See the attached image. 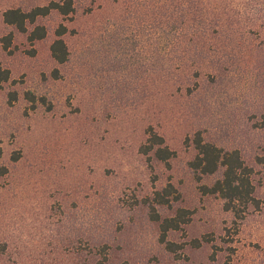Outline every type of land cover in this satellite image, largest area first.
Returning a JSON list of instances; mask_svg holds the SVG:
<instances>
[{
	"label": "rangeland",
	"instance_id": "rangeland-1",
	"mask_svg": "<svg viewBox=\"0 0 264 264\" xmlns=\"http://www.w3.org/2000/svg\"><path fill=\"white\" fill-rule=\"evenodd\" d=\"M61 1L0 0V65L10 72L0 86V264H264V0H211L245 17L198 67L163 53L172 20L191 31L181 12L170 18L184 0H74L70 15L37 19L47 36L35 43L4 22L11 8ZM61 24L65 64L50 51ZM150 128L176 152L169 164L141 153ZM199 131L255 170L259 208L242 222L201 191L221 172L199 182L189 167L185 141ZM168 183L179 196L159 214L192 212L169 233L177 254L159 242L147 206Z\"/></svg>",
	"mask_w": 264,
	"mask_h": 264
},
{
	"label": "trees",
	"instance_id": "trees-1",
	"mask_svg": "<svg viewBox=\"0 0 264 264\" xmlns=\"http://www.w3.org/2000/svg\"><path fill=\"white\" fill-rule=\"evenodd\" d=\"M215 1L211 0H184L183 5H173L169 10H173L170 18L178 17V13L183 14L184 23L191 27V31L184 34L178 33L174 20L171 22V33L165 37L166 42L163 49L164 56L173 57L178 63L191 62L194 66H202L205 60H208V52L213 46H220L225 38L235 29L233 21L240 25V21L245 17L244 10L236 9L230 2L228 8L216 6ZM57 11L61 15L67 16L74 12V0H64L63 2H51L47 6H39L24 11L20 8H11L4 13V22L13 26L21 34L27 35L31 43L43 40L47 36V30L44 26L37 25L39 17H45L51 12ZM234 14V15H233ZM238 15L237 21L235 16ZM169 17V15H167ZM169 24V22H167ZM29 25L33 29L29 31ZM237 28V27H236ZM68 32L65 25L61 24L56 30L57 39L52 43L50 51L52 58L59 64H65L70 58V52L63 36ZM12 36L9 35L6 40L5 48L12 44ZM163 38L156 39L157 53L162 56L161 43ZM212 51V52H213ZM225 50L220 49L224 54ZM217 55V54H216ZM159 57V56H158ZM157 57L155 72L157 77H161L163 68L160 66L161 58ZM223 58V57H222ZM187 60V61H186ZM154 72V71H153ZM10 79L9 70H3L0 65V86ZM190 90V87L188 86ZM31 102L35 101L33 94H28ZM11 101L17 100V94L13 93ZM45 101V99H43ZM185 144L192 147L195 151L193 159L189 162V167L194 173L197 181H202L206 177H212L221 172L211 185H201V191L205 195H214L221 198L224 202V209L231 212L234 216V222H242L251 209L259 208V201L255 197L256 188L253 182L255 170L243 159L239 150H225L214 143L207 142L201 131L192 137H187ZM0 148V158L2 156ZM141 153L144 155L152 154L158 161L169 164V161L176 156V152L166 145L163 136L157 134L150 128L147 143L141 147ZM264 167V160L260 161ZM177 190L172 183H168L161 191L153 194L151 202H148L151 219L158 224L160 231L159 242L164 246L168 253L177 254L183 249L178 243L168 239L170 232L181 231L187 225L192 216V212L180 208L170 217H162L157 208L160 206H170L171 198L178 199ZM147 203V202H146ZM195 244L201 243L196 240ZM99 253L104 254L107 260V247L99 248Z\"/></svg>",
	"mask_w": 264,
	"mask_h": 264
}]
</instances>
